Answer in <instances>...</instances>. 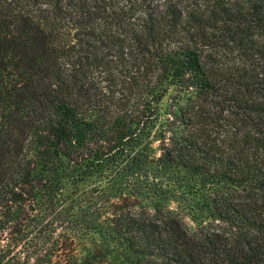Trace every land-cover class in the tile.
<instances>
[{"label":"trees","instance_id":"16d2710c","mask_svg":"<svg viewBox=\"0 0 264 264\" xmlns=\"http://www.w3.org/2000/svg\"><path fill=\"white\" fill-rule=\"evenodd\" d=\"M0 264H264V0H0Z\"/></svg>","mask_w":264,"mask_h":264}]
</instances>
